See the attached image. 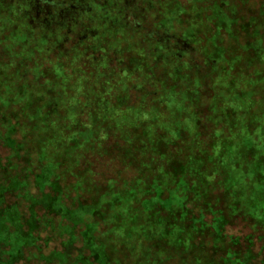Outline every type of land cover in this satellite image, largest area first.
<instances>
[{
	"label": "trees",
	"instance_id": "16d2710c",
	"mask_svg": "<svg viewBox=\"0 0 264 264\" xmlns=\"http://www.w3.org/2000/svg\"><path fill=\"white\" fill-rule=\"evenodd\" d=\"M32 1L64 39L56 61L39 32L17 57L24 38L0 32L1 206L37 220L0 264H100L88 240L110 264H264V60L247 45L264 48V0ZM51 224L60 260L38 243Z\"/></svg>",
	"mask_w": 264,
	"mask_h": 264
},
{
	"label": "rangeland",
	"instance_id": "374dc122",
	"mask_svg": "<svg viewBox=\"0 0 264 264\" xmlns=\"http://www.w3.org/2000/svg\"><path fill=\"white\" fill-rule=\"evenodd\" d=\"M49 3H50V0L45 2L44 9L47 11H49V10H48V7H46V5ZM40 11H41L40 10V4H38V2H34L32 0H0V32H1V34L3 33L2 30L7 31L8 33L18 32L19 33L18 37L20 38V40L15 38L14 40H16V42H15L16 44L18 42L22 41V39L24 38L23 45L17 44L16 46L14 45L13 49H11V52L13 53L12 55H16L17 57H21V52H23L24 50L28 51V49H29L28 47H34V44L30 43V36L33 32L35 35H36V33L39 32L41 34L40 36L47 43L43 48L46 49L48 56L51 54L50 55L51 59H53V60L55 59V61H56L57 57L52 56L53 49H54L55 44H56L55 40L64 39V36L59 35L60 32L56 33L55 31H49L46 28V27L54 25V23H55L54 19L52 20V18H50V17H48L47 20L44 18H42V20H39V18L37 19L38 13ZM45 15L48 16V14H45ZM5 25H7V29L4 28ZM59 27L65 28V26L62 23L60 24ZM38 28L40 29V31ZM260 34L263 35L262 32H260ZM151 35H153V33ZM0 37H1V35H0ZM154 37H156V39L159 40V43L163 39L168 38V36L167 37H162V36L159 37V35L154 36ZM238 38L240 40V37H238ZM254 39L255 40H252L247 45L249 48L250 47H254V49L256 48L259 57L264 60V48L261 45L259 48V44H260V41L262 39V36L259 37V35L255 31L254 32ZM8 40H9V38L7 39V42H8ZM239 44H241V46H245V44H243V41H241V40L239 41ZM25 45H27V46H25ZM227 45H228V43H227ZM4 48H5V46H4ZM176 48H177V53L174 52L175 54L187 55L190 53L188 51H191L192 45L191 44L190 45L185 44L182 46L181 43H179L176 46ZM159 52L165 53L164 50H159ZM72 53L73 52L71 51V54ZM31 54H32V52L29 51L28 55H31ZM244 56L245 55H243V57ZM72 57L74 58V56H71V57H69L68 61L69 60L73 61ZM247 57L248 56L246 55V58ZM192 61H190L188 64H186V66L188 67L190 63L195 64L196 60H192ZM196 66L197 65H194L193 67H196ZM194 76L197 77V75H194ZM253 81L255 82V80H253ZM260 81L264 85V77L261 78ZM251 82H252V80H251ZM260 93H261V95H264V91H261ZM170 98H171V101H172V98H173V100H175L176 98H178V95H174V91H171ZM75 137L76 136H74V138ZM81 144H82V142H81ZM0 152H3V151L0 150ZM83 159L84 158H82V160ZM93 165H96V169H98V171L100 173L106 172L108 174L110 173L111 170L113 171L116 167H118L117 162H112L108 158L101 159L99 161L94 160ZM54 170H55L54 168H50V167L47 168L49 176L53 175ZM17 186L18 185H17V183H15V180H14L9 185L8 190L15 189ZM3 195H4V193L0 191V244H2V243L9 244V243H7V241H9V240L11 241V243H10V245L12 246L11 262H14V261H17L21 258L22 253H23V249H22L23 246L26 243H28V241H30V240L34 241V237L32 235V232L37 227V223H36L37 220H36L35 215H32L31 218H29V220H27L25 222L26 226H29V229H27L25 227H21L20 218L18 216V213H19L18 209L15 208V206H9V207L3 209V207L1 206L2 201H3ZM44 200L45 199L42 198L39 200L33 199L31 201H32V204L34 206L38 204L39 206H44L45 209L49 210L47 205H46V202ZM52 210L56 213H59V211H60V209L56 208V207H54ZM62 211L67 216L66 210L62 209ZM68 214H70V213H68ZM48 216L50 217L49 214H48ZM4 217L5 218L7 217L10 220L12 226L14 227L13 231L10 228H7L4 226L6 223V219ZM71 218L74 219L75 215L72 216ZM52 228L53 227L51 224L48 227H44L40 230L38 243L42 247V251H43L44 255H49L51 253H54L53 257L57 260H60V259L64 258L65 256L60 254V253H55V252L62 248L63 243H62V240L58 236H56V234L55 235L51 234ZM65 228H66L67 232L71 230L70 227L66 226ZM86 234H87V232H86ZM62 235L64 236L63 239H65L67 242L66 246L69 244V246L67 248L70 249V253L76 252L77 249L74 250V248L76 246L80 245V241H81L80 235H79V237L75 238L74 244H72L70 242L72 239H74L73 236H69L66 234H62ZM87 243H88L87 247L90 250H92V246H93L94 252H95V257L97 259V263L99 262L100 264H110L107 257H106V254H105V251L103 248L95 245V243H93V241H90V240H88ZM70 244H72V245H70ZM33 252H35V251H33ZM87 252H89V251H87ZM22 264H28V263L23 262ZM29 264H42V262L33 260L32 262H29Z\"/></svg>",
	"mask_w": 264,
	"mask_h": 264
}]
</instances>
